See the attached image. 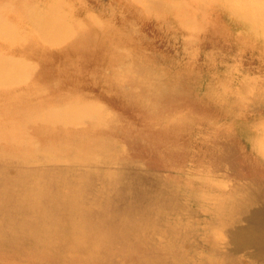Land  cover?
Returning a JSON list of instances; mask_svg holds the SVG:
<instances>
[{
  "label": "bare ground",
  "instance_id": "1",
  "mask_svg": "<svg viewBox=\"0 0 264 264\" xmlns=\"http://www.w3.org/2000/svg\"><path fill=\"white\" fill-rule=\"evenodd\" d=\"M122 1L126 5L127 2L131 3L136 0ZM57 2L58 5H54L51 10L50 5L46 2H42V9H38L35 5L36 0H0V12L3 17H6L18 4L24 6L28 15L34 14L36 10L41 12L40 17L33 16L38 22L32 24L36 25L35 31L39 35L40 43L38 39H33L28 35L23 36L22 39L21 37L14 38L13 36L17 32L9 33L13 30V25L10 26L5 21H0V40L8 41L3 45L12 48L14 40L18 39V47L23 49L19 50V53L24 55L15 60V54L8 52L7 55L0 58V165L2 166L0 168V208H4V211L10 210V214L7 213L8 215L0 217V222L11 231L4 241H0V264H49L52 260L59 261L61 264H76L74 258L65 251V246L74 245L80 248L90 245L98 246L102 240L98 236L100 215H104L111 226H114L115 223L116 225L120 224L118 225L119 231L108 236L114 249L121 246V249H124L123 247L130 243H142L148 239L153 245L150 247V251L156 253L158 257H166L170 264H183L186 261L185 256L189 253L186 239L190 235L206 234L203 229L207 232L212 227H214L212 229L218 228L225 235L226 244L230 246V240L232 241L237 233L234 227L239 224L240 219H244L248 215L250 206L254 205L257 200V191H264V179L261 178L260 181L255 180L251 183L252 188L249 189L251 193L235 195L230 198V201L226 199L228 197L226 195L224 198V196L218 197L207 193L208 195L201 197V201L196 204L190 199L179 200L177 198L178 193L181 194V189L184 188L179 183H172L174 185L165 188L159 187L155 184L156 182L154 183L153 178H149L147 181H136L133 185L126 186L115 180V176L111 172L96 171L91 173L84 167V163L87 162L96 166L94 169H98V166L120 160L114 159L105 150V143H107V137H110V132L124 129L125 123L121 121V126H118L116 118L112 117V112H107L106 108L110 110L109 105L114 104L113 98L124 100L125 96L130 92L133 94V91L138 106L145 105L143 95L153 89V86H150V80L158 78V81L155 82H160L162 73L154 72L151 67L144 66L140 55V58H136L133 63L142 73L141 75L129 79L128 73L114 71L119 75L108 79V87L104 88L101 83L107 80L106 77L85 75V71L89 67L94 66V69L97 67L93 65V60L96 61L99 57L97 55L99 35L104 36V42L107 43V51L104 50V53L99 57L102 58V63H120L123 66L129 61L128 59L132 58H127V54L130 52H128V47H126L127 51H119L116 47L119 43L126 44L125 39L127 38H124L127 37L126 31L123 32L126 26L116 23L105 27V32L93 31L83 23L91 21L90 17L81 18L82 22L79 19L81 13L79 11L76 13L72 4L64 0H57ZM67 5H70L74 12L70 23L65 19V15L70 11L62 12L64 6ZM184 9L189 20L181 25L187 28L193 36L197 34L203 40L215 39L217 42L230 40V43L236 48H245L252 43L264 40V0H185ZM143 17L144 15L135 18V20L140 21V18ZM164 20L167 21L166 18ZM174 20H176V16ZM63 44L66 45L57 50L50 48ZM94 47L97 49L94 50ZM114 48L113 52L109 51ZM142 50L144 51V49ZM51 51H53V56L58 57L63 54L70 61L64 66H59L55 73H40V66L47 67L42 65L41 61L45 60L44 57L47 55H51ZM74 53L84 59L78 67L72 63ZM28 55L38 61L39 65L35 61V63L28 62L26 59ZM142 57L144 58V55ZM167 58L165 59L167 60ZM239 58L237 57V59ZM178 60L180 61V58ZM170 65L172 66V64ZM201 65L203 64L201 63ZM16 69L23 70L24 75L21 72V76H19L20 73L15 76ZM177 74L179 76V73ZM194 74H196L195 69L191 68L185 72L188 78H193ZM145 77L150 80H146ZM129 80L132 88L124 91L121 86ZM97 86H102L101 89L99 88L100 91L97 90ZM119 87L121 90L118 89ZM233 87L237 89L236 86H232V89ZM241 87L243 92H248L249 89L246 86V89ZM213 89L217 90L218 88L214 87ZM243 92L240 93L243 94ZM236 93L239 94L238 91ZM97 100L101 101L102 105L98 106ZM254 109L253 111H256ZM237 113L242 114L240 111ZM149 114L151 119L157 116L153 110L149 111ZM186 118L187 115L183 113L182 116H177L174 119L177 122H173V124L180 125ZM102 129L106 130L95 134ZM196 152L199 153V150ZM208 157L209 155L205 152L199 153L195 160L197 166L194 165L213 172L224 169L215 158H209L208 164L204 165L203 161ZM251 158L256 159V157ZM40 159H44V162H41L44 165L38 162ZM6 163H13L14 167H9V165L5 167ZM46 164L48 166H45ZM61 164H65L66 168L56 167ZM254 169L260 175L264 174V165H259ZM112 194L118 199L112 204H105L108 196ZM116 205L123 209L124 214L121 217L113 215ZM138 207L145 211V217L139 216ZM141 214L143 215V213ZM102 219L103 217L101 222ZM152 219L156 224H159L151 226L152 228L149 227L151 228L149 232L147 227L150 223L148 224V220L152 221ZM103 221L105 220L103 219ZM218 234L221 233L218 232ZM213 236L209 238L216 241L217 233ZM107 246L105 245L104 248ZM136 247L133 246L130 249H136ZM135 251L132 250V252ZM143 251L146 252L147 248H144ZM132 252L125 253L128 255ZM136 256L138 257V252ZM120 257L122 256L118 258ZM137 257L135 264H140V262L153 264L152 261L145 260L143 257L137 260ZM214 259L217 258L214 257ZM224 260L232 262L234 258L229 255Z\"/></svg>",
  "mask_w": 264,
  "mask_h": 264
},
{
  "label": "rangeland",
  "instance_id": "2",
  "mask_svg": "<svg viewBox=\"0 0 264 264\" xmlns=\"http://www.w3.org/2000/svg\"><path fill=\"white\" fill-rule=\"evenodd\" d=\"M64 1L72 4L76 9V13H78V11L81 13L79 18L80 21H82L81 18L84 17L91 18L92 22H82L85 26L88 25L87 27L91 28L93 31L105 32V27L109 25L112 26V24L116 23L117 25L124 24L126 26L123 31H126V34H124L127 35V37H124L127 38L125 39L126 44L121 45V43H119L117 46L116 43L114 44L119 51H127L128 49L126 47H128V52L130 51V54H127V58H132L128 59L129 61L123 66L120 63H102V58L99 57L104 53V50H106L107 43L104 42V36L99 35L100 41L97 42L99 45L97 55H99V57H97L96 61L93 60V65L97 67L95 69L94 66L89 67L88 70L85 71V75L92 74L106 77L107 80L101 83L104 88L108 87V79L117 74L119 75V73H114V71L128 73L130 75L129 79L138 77L142 73L134 66L133 61L136 58H140V55V59L142 60V64L144 63V66L148 68L151 67L154 72L162 73L160 82H155L158 81V78H152L153 81L150 80V75L149 78L145 77L146 80L151 81L150 86H153L150 92L143 95L145 105L138 106L137 98L133 91V94L130 92L125 96V99L123 98L124 100L113 98L114 104L109 105L112 109L110 108L109 110L106 108V111L112 112V117L116 118L118 126H121V121L125 123L123 126L125 127L124 129H117L110 132V137H107V143H105V150L114 159L120 160L106 163L104 166H98V169H94L96 166L87 162L84 163V167L91 173L96 171L111 172L112 175L114 174L115 180L119 181L121 185L126 186L133 185L136 181H147L149 178H153L154 180H152L154 183L156 182L155 184L159 187L168 188L175 183H179V185H182L184 188L181 189V194L178 193L177 198L179 200L190 199L196 204L199 203L201 197L207 193H211V195L218 197L224 196V198L226 195L229 197H226L228 201L235 195L251 193L249 190L252 188L251 183L255 180L260 181L261 178L264 179V174L260 175L254 169L259 165H264V90H262L264 89V40L254 44L252 43L245 48H236L230 43V40H219L217 42L214 39L206 41L198 37L197 34L193 36L187 28L181 25L189 20L184 9L185 0H136L131 3L127 2L126 5L128 6H126L122 0ZM145 1L146 3L148 2L149 5L146 4ZM42 2H46L50 5L51 10H53L54 5H58L57 0H36L35 5L38 9H42ZM67 11L70 12L65 15V19L70 23L71 17H74V12L70 5L64 6L62 9V12ZM142 15H144V17L140 18V21L135 20V18L141 17ZM33 16L40 17L41 12L36 10L34 14L28 15L24 6L18 4L14 10H11V12L6 15V17H3L0 12V21H5L10 26L13 25V30L9 33L16 31L17 34L13 36L14 38L21 37L22 39L23 36L25 37L28 35V37L38 39L40 43L39 35L35 31L36 25H32L36 24L38 20L33 18ZM175 16L176 20H174ZM67 17L69 18L67 19ZM165 18L167 21L164 20ZM139 35L141 36L140 38ZM4 36L7 37L6 35ZM8 36L10 35L8 34ZM14 41L13 47L10 48L3 45L4 42H8L7 40H0V58L7 55L8 52L15 54V60L24 56L23 53H19V50L23 49L18 47V39ZM135 43L138 45H134ZM65 45L66 44H63L59 47H50L47 45V47L57 50L63 48ZM96 49L97 47H94V50ZM142 49H144V51ZM114 50L115 48L109 51L113 52ZM51 52V55L44 57L45 60L42 59V65L47 67L44 68L40 66V73H55L59 66H64L70 61L68 58H65L63 54L56 57V55L53 56V51ZM143 55L144 58L142 57ZM164 56H166L165 58H169L166 60ZM237 57L240 58L237 59ZM179 58L180 61L178 60ZM26 59L28 62H36L37 65H39L38 61L29 55ZM83 61V57L79 58L76 56V53H74L72 63L76 67L81 65ZM28 62L25 63L28 64ZM201 63L203 65H201ZM233 63L238 64L235 65ZM170 64H172V66ZM239 66L241 67L239 68ZM188 68L195 69L196 74H194L193 78H188L185 75ZM16 70L14 71L16 73L15 76L19 73V76H21V72L24 75L23 70ZM168 70L171 71L169 72ZM101 73H104V75H101ZM177 73H179V76ZM221 74L227 75H224L226 78ZM23 80H25V78H23ZM255 84L256 87H254ZM176 85L179 86L177 87ZM35 86L37 87V85ZM102 86H97V90L100 91ZM232 86H236L238 90L235 89V87L232 89ZM245 86L249 89L248 92H243L240 89V87L246 89ZM121 87L124 91H128L132 88L130 80ZM214 87L218 89H213ZM118 89L121 90L120 87ZM213 90L216 93L212 92ZM237 91L240 95H237ZM219 92L221 94H218ZM240 92H243V94ZM222 94L224 95L222 96ZM216 95L220 96L217 97ZM253 98H255L254 101H252ZM96 102L97 105L99 104L98 106L102 105L101 101L97 100ZM101 108L103 109L102 106ZM253 109L256 111H253ZM151 110L157 115L153 119H151L149 114ZM237 111H240L242 114L237 113ZM183 113L187 115V118L180 125L175 126L173 122L177 121H174V119L177 116H182ZM105 130L106 129L98 130L95 134H99ZM197 150H199V153L205 152L209 155V157L203 161L204 165L208 164L209 158H215L224 169L213 172L196 167L195 160L199 156V153L196 152ZM251 157H256V159ZM38 162L44 165L41 163L44 162V159H40ZM8 165L9 167H14L12 166L13 163H6L5 167ZM45 166L48 165L46 164ZM1 167L0 165V168ZM9 167H7V169H9ZM23 167L30 169L26 166ZM56 167L60 169L66 168L65 164ZM156 180L159 181V184ZM256 194L260 196H256L257 200H255L254 205L250 206L251 209H249L248 215H246L244 219H240L239 224L234 227L237 233L234 232L236 236L233 237L232 241L230 240V246L226 244L225 235L220 232L221 230L218 228L212 229L214 228L212 227L207 232L203 229L206 234H194L188 236L186 239L189 245V253L185 256L186 261L183 264H263L264 191H257ZM117 199L118 198H115L114 194L109 195L105 204H112ZM259 199H261L262 202L259 201ZM114 208V216L121 217L122 214H124L122 207H117L116 205ZM4 210V208H0V217L10 214L9 209H7L8 211ZM137 210L139 211L138 214L140 217L146 216L142 208L138 207ZM141 213H143V215ZM102 217L105 221L102 219L101 222ZM99 220L100 226L98 229V236L101 237L102 240H100L98 246L94 245V248L91 245L86 246V248H80L74 245L65 246V251L74 258L76 264H135L137 252V260L143 257L145 260L152 261L153 264H170L166 257H158L156 253L150 251V247L153 245L148 239L142 241V243H130L126 247H123L124 249H121L122 246L114 249L111 245L112 241L109 240L108 236L113 235V233L116 234L119 231L118 225L120 224L117 223L116 225L115 223V227L111 226V223L106 221L104 215H100ZM154 222L153 219L152 221L148 220V224H150L147 228L159 224ZM151 228L148 229L149 232ZM113 229L114 232L112 231ZM218 232L221 234H218ZM215 233H217V237L215 238L217 240L213 241L209 237H214L213 235H215ZM9 234H11V231L0 222V241H4ZM163 239H165V237H163ZM103 243L109 246L104 248L105 245ZM110 246L112 247L110 248ZM133 246L134 248L135 246L138 248L130 249V247ZM144 248H147L146 252L143 251ZM132 250L136 251L132 252ZM117 251H121L122 253H118ZM127 251L132 253H128L127 255V253H125ZM209 254L213 256L210 257ZM118 255L122 257L118 258ZM229 255H232L234 261L230 262V260H224ZM214 257L217 259H214ZM208 258H210V260L207 261ZM154 261L156 262L154 263ZM49 264L61 263L52 260ZM140 264L143 263L140 262Z\"/></svg>",
  "mask_w": 264,
  "mask_h": 264
}]
</instances>
